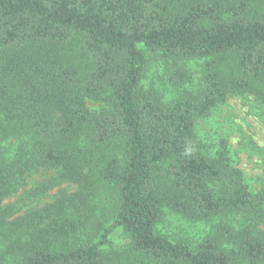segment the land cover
<instances>
[{
	"label": "trees",
	"instance_id": "trees-1",
	"mask_svg": "<svg viewBox=\"0 0 264 264\" xmlns=\"http://www.w3.org/2000/svg\"><path fill=\"white\" fill-rule=\"evenodd\" d=\"M229 96L264 109V0H0V264H264V187L194 132ZM46 169L75 190L3 205ZM164 209L215 223L172 239Z\"/></svg>",
	"mask_w": 264,
	"mask_h": 264
},
{
	"label": "rangeland",
	"instance_id": "rangeland-1",
	"mask_svg": "<svg viewBox=\"0 0 264 264\" xmlns=\"http://www.w3.org/2000/svg\"><path fill=\"white\" fill-rule=\"evenodd\" d=\"M187 67L193 73L194 85H197L199 66L197 63H189ZM161 73V68L153 66L143 86L148 88L160 85ZM85 104L93 112L102 108V104L90 100ZM194 132L203 153L209 156H215L217 152L225 153L231 165L242 172L249 191L256 192L264 187V109L251 96H229L225 104L214 108L208 117L196 121ZM57 178V172L53 169L32 173L14 193L4 199L3 205H13L16 216L22 215L51 203L61 192L70 193L75 190L73 185L61 183ZM52 180L54 182L49 183ZM46 183L51 186L43 190ZM104 221V217L99 219V222ZM214 223L215 220L192 221L164 209L159 230L172 239L196 241L206 236ZM110 239L114 248H121L127 243L119 230Z\"/></svg>",
	"mask_w": 264,
	"mask_h": 264
}]
</instances>
